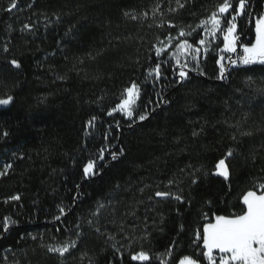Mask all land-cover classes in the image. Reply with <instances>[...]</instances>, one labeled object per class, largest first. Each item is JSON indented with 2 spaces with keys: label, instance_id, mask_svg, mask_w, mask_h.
<instances>
[{
  "label": "trees",
  "instance_id": "16d2710c",
  "mask_svg": "<svg viewBox=\"0 0 264 264\" xmlns=\"http://www.w3.org/2000/svg\"><path fill=\"white\" fill-rule=\"evenodd\" d=\"M11 2L0 0V98H14L0 107V170L12 165L0 177V264H141L131 260L139 251L150 255L147 264L198 256L192 240L203 214L239 212L242 194L264 183V66L231 65L217 79L215 63L221 55L237 60L241 45L254 42L264 0H248L251 15L237 17V52H221V41L198 65L188 58L182 82L172 58L183 39L178 31H191L222 0H181L185 7L176 11H169L176 0H17L7 11ZM169 38L172 47L157 57ZM155 63L162 77L145 82ZM133 81L142 87L134 120L109 116ZM229 148L225 180L214 172ZM100 149L106 166L83 179L82 165ZM12 195L20 200L4 203ZM97 201L112 204L94 217ZM4 217L15 221L7 231ZM69 241L76 247L64 257L45 247Z\"/></svg>",
  "mask_w": 264,
  "mask_h": 264
},
{
  "label": "snow or ice",
  "instance_id": "6c2138e0",
  "mask_svg": "<svg viewBox=\"0 0 264 264\" xmlns=\"http://www.w3.org/2000/svg\"><path fill=\"white\" fill-rule=\"evenodd\" d=\"M187 0H185V3ZM185 3L181 0H176L177 8L169 9V11H176L178 9L184 8ZM248 0H236L234 6L233 0H222L221 3L217 4L216 10L211 12V14L203 19L193 28L191 25L188 27L191 31H185L180 28L178 31L179 37L183 38L178 43L174 45L176 52L173 54V59L176 60L179 66V71L177 73L179 80L182 82L186 80L189 76V59L192 62L199 64L200 60L204 58L209 52V37L215 39L218 32H223V49L221 52L236 53L237 52V40L239 36L236 33L237 25L235 23L238 16L241 15H251L247 12ZM17 7V0H12L10 7L7 11ZM159 10V5L153 9L155 14ZM129 16V13H125ZM143 16H147V13H143ZM230 17V18H229ZM138 17L131 14V19L135 20ZM27 28L28 26L25 25ZM170 27L175 28L176 25L170 23ZM203 30V36L194 43H189L187 37L192 36L196 33L197 36L200 35L199 30ZM255 38L254 42L249 44H242V53L238 55L237 60H232L231 57H225L221 55L219 59L215 61L219 65V75L217 79H224L226 73V66L222 61L228 59L231 65L239 66H254L260 65L264 66V14H260L255 18L254 26ZM172 38H169V44H171ZM163 44V41H161ZM8 51L7 48L4 49ZM165 53L163 47L156 49V56L160 57ZM203 53V55H202ZM180 57H185V62H180ZM10 65L16 69L21 68L19 61L13 59ZM163 63H168L164 61ZM188 69V70H186ZM203 74V72H201ZM163 75L161 63H155L154 67L147 70V75L145 76V82L151 77L154 81H158ZM251 80V77H249ZM264 94V89L260 90ZM142 87L135 81L131 82V85L125 87L120 96V102L117 103L111 111L108 113L109 116L114 113H120L128 119H132L134 115H137L135 109L137 107V101L141 97ZM13 96L7 95L6 98H0V107L8 106L13 102ZM98 118L93 116L88 120V127H95V121ZM138 119L143 121L146 119V114H138ZM8 132H4L3 136L7 137ZM193 135H198V133L193 132ZM243 136L252 135L251 132L241 133ZM235 140L236 137L232 136ZM120 155H123V150L120 152L111 153V159L116 160ZM233 156V149L229 148L227 150L226 156L218 160L215 164V175L223 177L228 180L230 172L226 160ZM104 149H100L99 154L89 156L87 162L82 165V178L89 179L96 175H99L102 171L103 165L100 161H103ZM12 168L11 164L5 165L3 170H0V177L8 174V169ZM173 183L169 181V184ZM191 183H197L196 179H193ZM79 187V185H77ZM118 187V186H117ZM257 190H248L242 194L241 197V210L239 212H233L230 214H215L211 217L207 213L203 214V220L205 221L202 228H198L194 233V238L192 244L199 250L198 256L184 255L179 260V264H201V261H206L207 264H264V183H259L255 186ZM143 191V189H141ZM156 197L160 198H172L180 202L183 200L181 195L174 194L172 192H155ZM75 199V198H74ZM19 195H12L4 200V203H9L10 201H19ZM210 203V202H209ZM112 202L108 201L107 204L97 201L96 208L92 212V215L98 216L102 210L106 209ZM60 214H65V209L60 207ZM115 212V208L112 209ZM130 215H135V212L129 213ZM55 220L60 219V215L54 217ZM89 225H92L93 221H88ZM15 221L11 217H4L3 228L5 231L9 230L11 225H14ZM79 227V225H77ZM123 228V225L121 226ZM100 232V228L95 229ZM181 230H183V225H181ZM59 231V229H58ZM35 239V237H33ZM108 239H115L114 236L109 235ZM173 243H176L175 241ZM48 252L57 253L60 257H64L66 254H70L71 250L76 247V241L65 242L61 245H45ZM118 251V250H117ZM166 252L170 255L171 249H166ZM163 255V254H162ZM151 259L150 255L145 251L135 252L131 255V260L140 261L141 264H147ZM161 264H164L163 260Z\"/></svg>",
  "mask_w": 264,
  "mask_h": 264
},
{
  "label": "rangeland",
  "instance_id": "374dc122",
  "mask_svg": "<svg viewBox=\"0 0 264 264\" xmlns=\"http://www.w3.org/2000/svg\"><path fill=\"white\" fill-rule=\"evenodd\" d=\"M200 31V33L202 34V36H203V30L202 29H200L199 30ZM209 39V41H210V44H209V52L208 53H210V52H215V51H217V47L220 45V43H221V41H223V35H222V32H218L217 33V37L215 38V39H213V38H211V37H209L208 38ZM172 42H171V44H169V42H166V43H163V44H161L158 48H161V47H163L164 49H165V52H167L171 47H172ZM230 61H227V63H229ZM231 67V64L229 63L228 64V66H227V70H228V68H230ZM138 102H139V100L137 101V105H138ZM137 108V107H136ZM135 111H136V109H135ZM115 114H119L120 116H122V117H124L126 120H129V121H133L134 120V117L132 118V119H128L127 117H125V116H123L122 114H120V113H115ZM135 116V115H134ZM55 254H57V253H55ZM57 255H59V254H57ZM135 262H137V263H141L140 261H135Z\"/></svg>",
  "mask_w": 264,
  "mask_h": 264
},
{
  "label": "water",
  "instance_id": "95a60500",
  "mask_svg": "<svg viewBox=\"0 0 264 264\" xmlns=\"http://www.w3.org/2000/svg\"><path fill=\"white\" fill-rule=\"evenodd\" d=\"M229 69V68H228Z\"/></svg>",
  "mask_w": 264,
  "mask_h": 264
}]
</instances>
